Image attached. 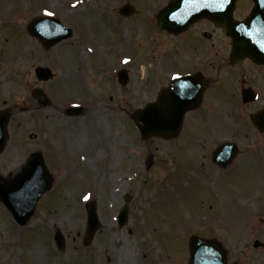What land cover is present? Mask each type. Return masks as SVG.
Instances as JSON below:
<instances>
[{"label": "rangeland", "instance_id": "obj_1", "mask_svg": "<svg viewBox=\"0 0 264 264\" xmlns=\"http://www.w3.org/2000/svg\"><path fill=\"white\" fill-rule=\"evenodd\" d=\"M74 1L81 0H0V110L10 109L13 113L9 145L0 156V175L18 173L29 155L36 151L53 155L46 162L56 172L54 187L40 199L27 226H18L0 203V264H167L168 259L177 264L186 258V240L193 233L190 229L199 225L198 232H194L197 235L226 236L225 244L233 250L230 251L232 262L264 264V260L257 262L256 257L248 253L239 257L234 244L236 239L244 241L248 237L245 220L257 201L246 202L243 194L258 191L256 178L264 171V161L253 159V156L241 157L229 170H215L209 162L205 163L202 154L212 145H203V148L180 145L182 164L179 168L172 166L168 173L167 163L175 164L176 158L166 153L171 150L169 144L158 140L143 142L138 130L129 124L127 112L153 100L150 94H142V79L137 77L140 73L143 76L149 62L160 64L164 53L173 50L181 38L172 40L159 34L146 38L140 30L136 36L142 37L139 44L137 39L130 40L127 26L119 29L114 21L105 19L93 25L86 37L82 32L77 33L78 38L73 36V41L62 42L47 53L36 49L27 32V21L31 19V22L42 8L74 27L75 22L84 21L82 18L89 13L96 15L103 11L106 14L112 7L124 3V0H111L113 3L84 0L83 4L75 5ZM238 2L246 4L245 0ZM249 6H244L248 14L252 11ZM244 12L239 8L236 16ZM143 23H148V18ZM202 28L205 25L199 24L195 30ZM158 30L155 27V33ZM219 34L216 31L212 42L219 41ZM80 42L92 44L94 52L87 54L88 49L81 48ZM138 44L142 53L140 62L123 57L130 54L134 57ZM151 46L154 49H150ZM192 54L197 56L196 60L191 59ZM22 55H26L23 67L11 65L13 69L5 74L1 69L4 63ZM29 55L34 56L29 58ZM170 55L172 57L162 64L164 75L197 68L208 59L210 51L206 44L190 35L185 44L178 46L176 53L171 52L165 58ZM81 60L87 63L81 64ZM139 64L145 66L139 69ZM37 65L54 71V82H57H53L54 86L51 82L36 80L34 69ZM120 66L132 72L131 84L125 89L114 79V67ZM153 71L150 69L149 74ZM153 85L154 80H151L150 89ZM36 87L48 94V107L32 98L31 91ZM207 95L206 105L214 104L213 110L204 107L192 118L206 128L201 132L205 133L207 142L209 137L213 143L232 140L244 127L240 117L232 123L224 122L227 119L223 112L225 106L236 110L233 93L223 92L217 96L218 93L209 92ZM75 103L80 109L89 106L97 109L89 108L86 114L83 110L78 117L65 116L63 105ZM215 112L218 114L212 117ZM96 121L99 129L94 130L92 124ZM76 126L82 132L77 144L63 133L65 128L74 130ZM47 131L50 136L59 135L56 145L61 142L63 149L54 148L49 137L45 139ZM33 135L36 138L31 137ZM81 146L84 147L79 149ZM98 150L104 152L98 153ZM81 154L92 159L88 161L94 169L86 170L79 163ZM165 159L168 162L164 176L168 174V178L163 179L164 176L156 172H162ZM242 167L246 169L242 171ZM88 190L97 201L102 227L90 246L84 247L86 210L80 200ZM126 195L131 197L132 210L128 224L120 228L113 218L124 206ZM56 229L65 236L62 252L53 241Z\"/></svg>", "mask_w": 264, "mask_h": 264}, {"label": "water", "instance_id": "obj_2", "mask_svg": "<svg viewBox=\"0 0 264 264\" xmlns=\"http://www.w3.org/2000/svg\"><path fill=\"white\" fill-rule=\"evenodd\" d=\"M234 1L231 0V6L229 7L227 15L224 17L226 22L225 30L228 35L231 37L235 36L236 34H245L249 32V30L252 27L253 22H255L258 18V16L262 17V27L264 26V5L259 4L254 12V15L245 23L242 25L233 23L231 19V11L234 6ZM264 2V1H263ZM182 5V2L180 0H176L173 2L164 12L165 16L162 20L164 22L161 23V26L164 25V27H167L168 29L172 31H180V29H183V27L177 23H175V15L176 11L179 9V7ZM263 6V8H262ZM187 10V9H185ZM199 12V14H197ZM192 15H189L188 13H185V16L188 15V19L186 23L192 22L194 19H196L199 16H206V10L203 8H200L196 10L195 8L191 12ZM167 18L171 19L170 21H167ZM259 22V19L257 23ZM43 25L52 27V21H46V24L43 23ZM240 26H242V29H240ZM38 27L41 28V24L38 25ZM264 28V27H263ZM32 29V28H31ZM33 32H37V27L32 29ZM240 31V32H238ZM259 35L264 37V32H259ZM62 38V35L59 37H54L52 39H43V43L49 47L53 45L55 42L59 41ZM234 38V37H233ZM236 42V40H235ZM236 53L241 50V46L239 41L236 42ZM260 46V43L256 44V48ZM253 50V49H249ZM248 51V50H247ZM38 75L40 79H48L50 77V74L47 70H39ZM48 77V78H47ZM183 109H188V106L182 105ZM174 108H171V111L168 113H161L158 109H150L148 111L139 112L138 115L135 117L136 121H143V117L146 115H149V121L150 122H162L164 123V129H148V127L151 126V124L148 122L147 117L145 118V122L143 126H139L141 129L142 135L144 138L150 137L151 135H160L163 130L164 132H169V125L175 123L174 120ZM160 114H162L160 116ZM6 123H7V117L5 114H0V153L4 150L6 140H7V134H6ZM146 123V124H145ZM172 131V130H170ZM51 184V178L49 174L46 172L43 159L41 155H35L31 158L29 161L27 167L25 168L23 174L15 179L12 182L8 181H2L0 179V200H2L5 205L8 207V209L12 212L14 218L18 220L21 224H25L26 221L31 217V215L34 213L37 201L39 200L40 196L46 192L48 187ZM126 213H122V225L125 224ZM98 228V219L96 216V208L95 205H92L89 212V232H88V238H91L95 231ZM209 245L210 247V255L208 257L210 258L209 261H211L209 264H224L223 258L220 257V252L218 248L214 244H207L203 243L201 241H197L194 243L195 252L197 253L196 256L193 257L190 264H201V262L196 261L199 260L200 257H203L205 260L203 264H208L206 259H208L204 253L205 247ZM198 255V253H200ZM213 253V255H211ZM219 256V259L216 261H213L215 258ZM206 257V258H205Z\"/></svg>", "mask_w": 264, "mask_h": 264}, {"label": "flooded vegetation", "instance_id": "obj_3", "mask_svg": "<svg viewBox=\"0 0 264 264\" xmlns=\"http://www.w3.org/2000/svg\"><path fill=\"white\" fill-rule=\"evenodd\" d=\"M150 3H164L168 0H144ZM145 7V5L143 6ZM162 6H160L161 8ZM207 28L211 29L210 25H207ZM153 29V27H152ZM220 30V29H219ZM218 30V31H219ZM217 30H215L216 33ZM204 30H193L191 33H188L185 35V38L187 36L192 35L194 38H197L201 40L204 44H206L209 47L210 56L208 59L204 60V62H201L200 65L197 68L190 69L186 72H173L168 74V77L165 79V83L161 87L168 86L170 84L171 75L174 73L178 74H200L198 76L196 84L198 88L202 87L203 85L206 86L204 92L205 95H207L209 92H216L218 93L217 96L222 95L224 92L226 93H233L235 100L237 103H235L236 110H233L229 105H226L224 108V113L230 118V120H234L237 117L242 118L243 120V108L250 109L256 104H250L247 106H243L240 102V95L244 88L250 87L257 91L258 95L261 96V102L264 103V77L254 74L253 70L249 68L246 72L244 71V65L246 62H244L240 66H231L230 62L227 58V50L225 48L226 43H224L220 38L224 37L222 35V32L220 30V38L219 41L214 43L212 42L214 38L207 39L209 41L204 40L202 37ZM169 37H174L171 34H168ZM183 41L184 38H181ZM186 42V41H185ZM183 42V44H185ZM182 44V43H181ZM180 45V44H179ZM177 46L173 49V52H177ZM213 51L215 53L213 54ZM193 55V54H192ZM191 55V59L197 58V56ZM229 55V54H228ZM213 56L215 57L213 59ZM199 58V57H198ZM202 77V78H201ZM164 80V79H163ZM225 90V91H224ZM208 96V95H207ZM257 110V109H256ZM255 110V111H256ZM252 110L249 111L251 113ZM186 124L183 128V133H181V137L179 136L177 139L173 141L174 144L177 145H188L190 143H193L195 140L200 142H207L206 139H190L189 135H187L188 138H182L184 135V132L186 131ZM192 129L190 130V132ZM258 132L250 127L249 124L244 123L243 130L237 134V139L235 142H237L238 147V158L241 157H248L253 156V159H258L261 161H264V154H261L260 152L263 151L264 147V138L258 137ZM231 141V140H230ZM233 141V140H232ZM242 171L246 168H241ZM255 176V173H253ZM258 184L257 187L259 191L264 192V171L258 173ZM255 199H259V192L254 195ZM264 202V196L259 199V203L262 204ZM260 217H257L254 219V226H253V237L255 240H261L264 241V215L259 214ZM263 217V218H261ZM257 255L262 254L261 256H264V247L260 248V250L255 251Z\"/></svg>", "mask_w": 264, "mask_h": 264}, {"label": "bare ground", "instance_id": "obj_4", "mask_svg": "<svg viewBox=\"0 0 264 264\" xmlns=\"http://www.w3.org/2000/svg\"><path fill=\"white\" fill-rule=\"evenodd\" d=\"M81 138H82V133L81 132H76V134L74 135V140H75V143H79L81 141Z\"/></svg>", "mask_w": 264, "mask_h": 264}, {"label": "snow or ice", "instance_id": "obj_5", "mask_svg": "<svg viewBox=\"0 0 264 264\" xmlns=\"http://www.w3.org/2000/svg\"><path fill=\"white\" fill-rule=\"evenodd\" d=\"M46 14L49 16L53 15V13H51V12H46ZM125 63H127V60L125 61ZM84 199L87 200V199H89V197L85 196Z\"/></svg>", "mask_w": 264, "mask_h": 264}]
</instances>
